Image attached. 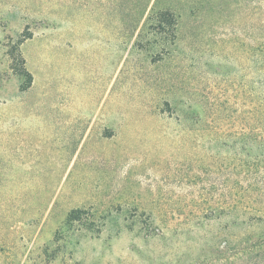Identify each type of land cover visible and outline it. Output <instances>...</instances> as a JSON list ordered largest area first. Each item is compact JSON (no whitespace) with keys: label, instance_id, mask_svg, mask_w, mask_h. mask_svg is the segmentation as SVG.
<instances>
[{"label":"rangeland","instance_id":"obj_1","mask_svg":"<svg viewBox=\"0 0 264 264\" xmlns=\"http://www.w3.org/2000/svg\"><path fill=\"white\" fill-rule=\"evenodd\" d=\"M219 2L182 43L147 48L117 41L112 0H0V264L29 250L24 264H44L46 249L61 251L48 264H264L223 258L235 238L225 216L205 213L222 206L241 133L248 160L264 154V0ZM254 173L258 221L264 170ZM52 181L43 219L20 218L36 215L32 198ZM72 208L83 218L65 224Z\"/></svg>","mask_w":264,"mask_h":264},{"label":"trees","instance_id":"obj_2","mask_svg":"<svg viewBox=\"0 0 264 264\" xmlns=\"http://www.w3.org/2000/svg\"><path fill=\"white\" fill-rule=\"evenodd\" d=\"M114 13H116V35L117 41L120 43H132L133 45H145L147 48H154L158 43H182L183 38L180 32L185 26L193 27L196 23L204 19L211 7L219 8L222 5L220 0H112ZM222 1V0H221ZM214 2V3H213ZM16 56L18 58V69L22 77L20 89L27 90L32 83L31 73L26 69L25 62L19 52L18 46L15 47ZM260 54H264V47H262ZM160 55L159 51H155ZM264 56H261V61ZM261 66H264L261 62ZM164 104H170L166 100ZM204 117H197L194 123V136L197 153L201 158L209 157L210 154L206 149L202 150L200 146H205L204 137L209 132ZM262 123V120H261ZM263 128L264 126L261 125ZM264 129V128H263ZM222 132V131H221ZM243 135L242 146L239 152L232 153L230 160L224 163L225 168H228V175L226 176V188L222 191V206L210 207L205 210L208 218L225 216L227 236H233L235 239L227 240L228 249H223V258H231L237 254H246L250 257L264 261V219H251L250 211L253 209L254 203L257 200V195H254L257 185L255 174L257 170H264V154L259 155L250 161L247 159L251 149L249 144L244 141L249 133H241ZM221 135V133H216ZM253 135V134H252ZM255 136V134L253 135ZM216 137V136H215ZM257 137H261L264 141V131H260ZM256 137V138H257ZM209 141V140H208ZM261 142V141H260ZM244 154V157H243ZM225 158V157H224ZM229 158V157H226ZM223 165V164H222ZM255 167L257 168L256 170ZM206 170V169H204ZM253 172V173H252ZM55 182V181H54ZM51 184V181L46 182ZM53 184V181H52ZM59 182L56 181L52 186L40 190L39 195L32 198L35 205L38 207L36 215H26L25 209L20 208V218H25L26 221L38 222L45 216V212L54 199L55 192L58 188ZM82 209L72 208L66 213L65 224H72L76 221L82 220ZM231 226H239L242 231L239 235H235L231 231ZM160 229H157L152 223L146 226V233L148 235L157 234ZM243 241L241 246H235L230 249L231 243L236 241ZM60 250L56 249L52 252L51 257L44 250L43 262L48 264V260L56 259L60 254ZM225 257V254L228 253ZM234 252V253H233ZM12 264H24L31 259L30 250L23 252L20 257Z\"/></svg>","mask_w":264,"mask_h":264}]
</instances>
